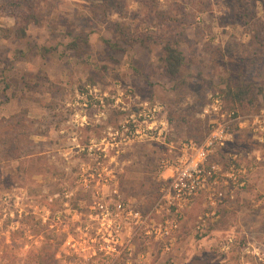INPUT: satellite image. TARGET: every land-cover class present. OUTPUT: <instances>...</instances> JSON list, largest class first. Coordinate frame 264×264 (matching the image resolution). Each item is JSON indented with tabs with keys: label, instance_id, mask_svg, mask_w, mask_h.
Listing matches in <instances>:
<instances>
[{
	"label": "rangeland",
	"instance_id": "rangeland-1",
	"mask_svg": "<svg viewBox=\"0 0 264 264\" xmlns=\"http://www.w3.org/2000/svg\"><path fill=\"white\" fill-rule=\"evenodd\" d=\"M168 39H178L186 59L176 80L162 61ZM0 82V264H41L46 245L59 248L60 264H264L258 172L203 235L197 202L171 251L140 230L131 251L106 257L94 251L93 180L94 145L124 117L113 107L100 117L99 98L111 103L122 92L138 105L161 102L176 137L195 140L209 130L201 116L209 92L249 112L227 95L248 86L258 98L250 110L264 108V0H0ZM259 148L242 130L229 150ZM164 153L152 141L123 149L122 198L141 209L155 202L152 171Z\"/></svg>",
	"mask_w": 264,
	"mask_h": 264
},
{
	"label": "built area",
	"instance_id": "built-area-1",
	"mask_svg": "<svg viewBox=\"0 0 264 264\" xmlns=\"http://www.w3.org/2000/svg\"><path fill=\"white\" fill-rule=\"evenodd\" d=\"M107 99L98 100L102 107L99 116L105 117L103 109L113 107L123 111L124 117L115 126H108L94 145L98 160L93 180L99 198L94 207L100 211L96 236L99 241L94 244L96 255L106 257L117 253L121 256L131 251L130 239L140 230L154 234L163 241L165 251H171L175 235L200 199L203 210L196 221V231L208 232L210 226L221 219L225 202L234 200L245 190L257 168L264 163V108L258 113L246 114L229 106L223 92H209L201 114L209 130L202 140H195L176 137L161 102L138 105V97L124 96L122 92L111 97V103ZM131 103L137 105L136 108L133 109ZM242 130L253 135L259 149L247 153L229 150ZM150 141L167 147V153L158 159L152 171L157 198L149 208L141 209L133 201L122 198L117 187L118 159L131 143ZM93 149L89 147L90 152ZM222 152L226 153V160L219 159ZM108 185L113 189L106 195L103 189ZM106 198H110L111 206ZM259 203L264 205V197ZM124 235L129 239L124 240Z\"/></svg>",
	"mask_w": 264,
	"mask_h": 264
},
{
	"label": "trees",
	"instance_id": "trees-1",
	"mask_svg": "<svg viewBox=\"0 0 264 264\" xmlns=\"http://www.w3.org/2000/svg\"><path fill=\"white\" fill-rule=\"evenodd\" d=\"M26 36V31L22 30L19 37ZM163 51L164 55L162 57V61L165 66V74L170 78V80H176L180 77L182 68L185 65V55L180 48V42L177 40L168 39L163 42ZM1 83V82H0ZM227 95L234 100L237 106H240L241 109L247 110L249 108V112L244 113H257L250 110L249 104L252 106L258 103L257 95L254 94V91L248 86H239L234 90L231 88L227 91ZM254 98V101L252 100ZM259 112V111H258ZM225 155L226 153L222 152ZM203 235V234H201ZM41 254L38 255L39 260L41 259V264H60L61 259L57 258V254L59 248H50V246L46 245L42 247Z\"/></svg>",
	"mask_w": 264,
	"mask_h": 264
},
{
	"label": "crops",
	"instance_id": "crops-1",
	"mask_svg": "<svg viewBox=\"0 0 264 264\" xmlns=\"http://www.w3.org/2000/svg\"><path fill=\"white\" fill-rule=\"evenodd\" d=\"M7 117H9V116H7ZM161 146L165 149V153H167V147H165L163 145H161ZM263 168H264V163H261L254 174H256L258 172L257 176H260V177L256 178V176H255V180L256 181L258 180V183L260 184L261 189L264 190V170H262ZM254 174H253L251 180L254 178ZM199 202H201L203 205V201L201 199L198 200V203Z\"/></svg>",
	"mask_w": 264,
	"mask_h": 264
}]
</instances>
